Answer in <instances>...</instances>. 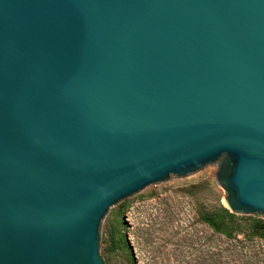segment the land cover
I'll return each mask as SVG.
<instances>
[{
    "label": "water",
    "instance_id": "obj_1",
    "mask_svg": "<svg viewBox=\"0 0 264 264\" xmlns=\"http://www.w3.org/2000/svg\"><path fill=\"white\" fill-rule=\"evenodd\" d=\"M210 166L264 217V0H0V264H104L111 213Z\"/></svg>",
    "mask_w": 264,
    "mask_h": 264
},
{
    "label": "rangeland",
    "instance_id": "obj_2",
    "mask_svg": "<svg viewBox=\"0 0 264 264\" xmlns=\"http://www.w3.org/2000/svg\"><path fill=\"white\" fill-rule=\"evenodd\" d=\"M216 171L210 166L206 177L190 182L173 177L164 189L111 213L100 230L103 263L264 264V239L249 224L264 223V217L236 215L243 234L235 239L214 233L201 221L219 207L227 210Z\"/></svg>",
    "mask_w": 264,
    "mask_h": 264
},
{
    "label": "trees",
    "instance_id": "obj_3",
    "mask_svg": "<svg viewBox=\"0 0 264 264\" xmlns=\"http://www.w3.org/2000/svg\"><path fill=\"white\" fill-rule=\"evenodd\" d=\"M201 221L206 223L216 234L223 235L228 239H235L243 234V226L235 223L236 215L229 213L222 207L201 217ZM253 233L260 239H264V223L252 220L249 223Z\"/></svg>",
    "mask_w": 264,
    "mask_h": 264
}]
</instances>
